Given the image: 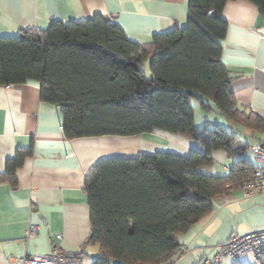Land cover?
<instances>
[{
  "label": "trees",
  "instance_id": "obj_1",
  "mask_svg": "<svg viewBox=\"0 0 264 264\" xmlns=\"http://www.w3.org/2000/svg\"><path fill=\"white\" fill-rule=\"evenodd\" d=\"M226 1L188 0L185 25L153 34L148 43L130 40L100 15L53 20L43 30L0 37V86L39 82L40 101L59 108L66 139L132 136L157 128L204 148L185 156L139 153L93 164L84 182L90 221L85 244L98 247L91 264H170L184 252L177 234L211 214L214 196L229 193L251 175L245 158L237 159L226 175L197 171L213 163L214 150L234 157L244 148L236 146L234 130L197 128L192 99L209 109L202 100L208 98L232 125L264 127L262 118L236 107L219 59L226 30L220 12ZM248 1L264 16V0ZM147 58L149 77L142 69ZM31 154V146L17 150L0 182L14 188L15 172ZM67 255L81 261L85 253Z\"/></svg>",
  "mask_w": 264,
  "mask_h": 264
},
{
  "label": "crops",
  "instance_id": "obj_2",
  "mask_svg": "<svg viewBox=\"0 0 264 264\" xmlns=\"http://www.w3.org/2000/svg\"><path fill=\"white\" fill-rule=\"evenodd\" d=\"M187 4L188 0H0V37L43 30L53 20L82 21L100 15L113 20L130 40L148 43L153 34L185 25ZM220 16L226 30L219 59L230 79L235 105L264 120V16L248 0H227ZM142 69L149 77V58ZM39 88V82L33 80L0 86V174L17 150L32 148L15 172V187L0 182V264H14V258L23 255L48 253L58 234L65 252L83 249L81 261L91 264L98 247L85 244L90 221L84 182L93 164L112 156L155 152L185 156L204 148L183 135L157 128L132 136L66 139L59 108L40 101ZM202 100L209 104L208 98ZM193 113L194 124L201 129L198 117L205 115L196 107ZM209 124L206 120L202 126ZM230 125L238 137L236 146L244 149L234 157L225 150H214L213 163L197 171L226 175L239 158H245L253 169L258 166L251 149H264V127L259 131ZM241 184L214 196L211 214L177 234L185 251L170 264H195L231 235L264 229V196L245 197ZM31 224L39 230L27 237ZM89 256L91 261H87ZM221 264H264V256L226 257Z\"/></svg>",
  "mask_w": 264,
  "mask_h": 264
},
{
  "label": "built area",
  "instance_id": "obj_3",
  "mask_svg": "<svg viewBox=\"0 0 264 264\" xmlns=\"http://www.w3.org/2000/svg\"><path fill=\"white\" fill-rule=\"evenodd\" d=\"M251 153L258 166L242 182L241 189L245 197L255 194L264 196V149L255 147ZM38 228L37 225H29L26 236H34ZM55 238L56 243L48 253L16 257L14 264H87L68 258L67 252L61 247L62 235H56ZM247 254L254 257L264 255V229L231 235L226 241L214 245L211 254L197 260L195 264H221L226 257L236 260Z\"/></svg>",
  "mask_w": 264,
  "mask_h": 264
},
{
  "label": "rangeland",
  "instance_id": "obj_4",
  "mask_svg": "<svg viewBox=\"0 0 264 264\" xmlns=\"http://www.w3.org/2000/svg\"><path fill=\"white\" fill-rule=\"evenodd\" d=\"M190 104L193 107L199 108L203 112V114L205 115V117H198V121L201 123L200 128L201 127L203 128L202 125L207 120L210 123L209 126H208L209 128H213L214 125H218L219 127L225 129L226 131H231L232 130V126L226 121V119H224L222 116L218 115V113L215 111L212 101L209 100V104H210L211 110L210 109H201L199 107V105L197 104V102L195 100H193V99L190 101ZM199 152H204V150L203 151H199ZM228 165H231V163H228ZM55 236H54V239H56ZM54 243H56V240H55V242H53V245H54ZM87 261H91V256H89L87 258Z\"/></svg>",
  "mask_w": 264,
  "mask_h": 264
}]
</instances>
